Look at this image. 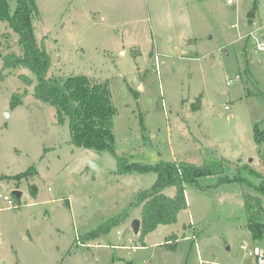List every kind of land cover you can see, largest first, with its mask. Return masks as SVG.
<instances>
[{
  "label": "rangeland",
  "instance_id": "374dc122",
  "mask_svg": "<svg viewBox=\"0 0 264 264\" xmlns=\"http://www.w3.org/2000/svg\"><path fill=\"white\" fill-rule=\"evenodd\" d=\"M9 3L13 12L17 0ZM35 3L36 34L51 56L48 79L64 87L68 76L85 74L109 84L118 154L217 167L186 185L189 206L176 222L140 241L131 223L142 206L132 202L157 173L119 174L112 153L74 145L69 120L58 122L56 108L36 97V83L22 77L32 80L31 71H2L1 56L21 50L18 34L0 21V193L14 201L0 196V264H258L249 251H264V237L253 238L246 196L261 197L264 207L256 188L264 141L255 139L257 124L264 133V50L257 49L264 0ZM31 166L35 175L12 178ZM163 192L173 196L176 187Z\"/></svg>",
  "mask_w": 264,
  "mask_h": 264
},
{
  "label": "trees",
  "instance_id": "16d2710c",
  "mask_svg": "<svg viewBox=\"0 0 264 264\" xmlns=\"http://www.w3.org/2000/svg\"><path fill=\"white\" fill-rule=\"evenodd\" d=\"M37 11L35 0H17L13 12L9 0H0V21L7 22L10 29L18 34V44L21 50L19 54L10 52L8 55L1 56L2 71L16 67L31 71L34 76L32 80L22 77L28 84L36 83V97L56 108L58 122L69 120L71 142L74 145L95 150L98 153L103 151L112 153L118 160L117 172L119 174L157 173L154 184L142 189L132 202V205L142 206V224L137 237L144 243L146 235L160 224L177 221L179 212L189 206L186 185L195 183L199 177L216 171L217 162L206 160L199 165L185 160L160 159L155 164H142L129 162L124 155L118 154L115 151V107L109 84L93 81L85 74L68 76L64 87L48 79L51 56L41 45L36 34L34 15ZM21 102L20 99L18 102L13 101L12 106L21 104ZM255 139L258 143L264 141V133L259 130L258 124L255 126ZM36 173V167L31 166L12 178L21 181ZM229 179L231 178L223 176L222 180ZM235 179L241 180L242 178L236 177ZM169 186L176 187L173 196H168L163 192ZM256 188L264 195V179L256 185ZM246 205L249 212L248 226L253 238L261 239L264 237V223L259 220V213L264 210L262 199L258 196L247 195ZM123 218L125 217L122 214L119 218L102 224L89 232L86 238L96 239L101 233H105L114 222Z\"/></svg>",
  "mask_w": 264,
  "mask_h": 264
},
{
  "label": "built area",
  "instance_id": "2783aa9c",
  "mask_svg": "<svg viewBox=\"0 0 264 264\" xmlns=\"http://www.w3.org/2000/svg\"><path fill=\"white\" fill-rule=\"evenodd\" d=\"M229 3H233L234 0H228ZM257 49L259 50H264V44L263 43H258L257 45ZM239 77V76H237ZM233 81V79H229L227 80L228 84H231ZM228 108V106H227ZM1 197H4V200H6L9 204H13L14 201L8 196V195H3V193H0ZM249 255L254 256L258 262V264H264V251L259 248L258 246H255V248L253 250L249 251ZM144 264H149L148 262H145Z\"/></svg>",
  "mask_w": 264,
  "mask_h": 264
},
{
  "label": "water",
  "instance_id": "95a60500",
  "mask_svg": "<svg viewBox=\"0 0 264 264\" xmlns=\"http://www.w3.org/2000/svg\"><path fill=\"white\" fill-rule=\"evenodd\" d=\"M248 16L250 18L254 17L255 16V10L250 11ZM91 167L94 169H97L98 166L95 162L91 161ZM14 193L17 195V197H21V195H22V192L20 190H15ZM141 224H142L141 218L133 219V221L131 223V228H132L135 235H139L140 230H141Z\"/></svg>",
  "mask_w": 264,
  "mask_h": 264
},
{
  "label": "crops",
  "instance_id": "0c3cea01",
  "mask_svg": "<svg viewBox=\"0 0 264 264\" xmlns=\"http://www.w3.org/2000/svg\"><path fill=\"white\" fill-rule=\"evenodd\" d=\"M139 217L141 218V216H139ZM139 217H138V218H139Z\"/></svg>",
  "mask_w": 264,
  "mask_h": 264
}]
</instances>
